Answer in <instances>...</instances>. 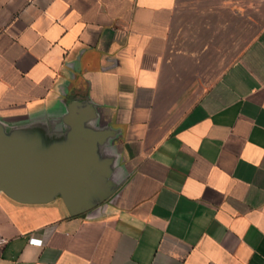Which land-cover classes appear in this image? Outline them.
Segmentation results:
<instances>
[{
  "label": "crops",
  "instance_id": "obj_1",
  "mask_svg": "<svg viewBox=\"0 0 264 264\" xmlns=\"http://www.w3.org/2000/svg\"><path fill=\"white\" fill-rule=\"evenodd\" d=\"M0 137V264H264V1L0 0Z\"/></svg>",
  "mask_w": 264,
  "mask_h": 264
},
{
  "label": "water",
  "instance_id": "obj_2",
  "mask_svg": "<svg viewBox=\"0 0 264 264\" xmlns=\"http://www.w3.org/2000/svg\"><path fill=\"white\" fill-rule=\"evenodd\" d=\"M6 147V143L0 137V187L3 189L9 187L10 179L18 173V167L12 164V159L6 153Z\"/></svg>",
  "mask_w": 264,
  "mask_h": 264
},
{
  "label": "built area",
  "instance_id": "obj_3",
  "mask_svg": "<svg viewBox=\"0 0 264 264\" xmlns=\"http://www.w3.org/2000/svg\"><path fill=\"white\" fill-rule=\"evenodd\" d=\"M264 1V0H263Z\"/></svg>",
  "mask_w": 264,
  "mask_h": 264
}]
</instances>
